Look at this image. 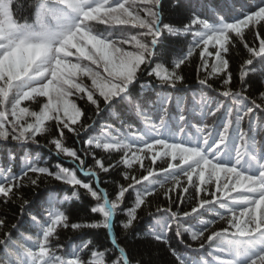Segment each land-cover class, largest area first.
I'll list each match as a JSON object with an SVG mask.
<instances>
[{"label": "snow or ice", "instance_id": "obj_1", "mask_svg": "<svg viewBox=\"0 0 264 264\" xmlns=\"http://www.w3.org/2000/svg\"><path fill=\"white\" fill-rule=\"evenodd\" d=\"M160 253L264 264V0H0V264Z\"/></svg>", "mask_w": 264, "mask_h": 264}, {"label": "trees", "instance_id": "obj_2", "mask_svg": "<svg viewBox=\"0 0 264 264\" xmlns=\"http://www.w3.org/2000/svg\"><path fill=\"white\" fill-rule=\"evenodd\" d=\"M183 48V45L175 40V38H171V42L168 44L167 51H166V57H165V66H168L171 63V60L178 57L182 54L181 49ZM184 75L186 77V84L188 86H192L195 81V72L193 68L188 67L184 71ZM154 98V97H153ZM101 123H105V119L102 116L100 118ZM41 143H44V140L41 139ZM69 145H72V141H68ZM76 147H79L76 145ZM31 153L33 156L39 155L42 160L43 158L48 157V149L46 148H38L37 146L33 145L31 149ZM21 155L24 153L21 152ZM57 162V158L55 156H52L50 159H48V166L54 165ZM43 166V163H42ZM66 167H70L71 165L68 162H65ZM54 170V169H53ZM162 178V177H161ZM68 186L59 185L57 183H41L39 188L35 190L31 189H25V194L30 197L33 200H39L43 197L47 196L49 192H58L59 196L63 198L65 195H70V192H68L67 189ZM60 188H64L65 191H59ZM162 200V198H161ZM131 203V201H129ZM157 201H153V205H155ZM86 201L82 200L77 201H71L64 205L65 208L70 210L71 218L73 221L79 220V219H87V210L85 207ZM141 216L143 217L142 223L147 222L148 217L141 213ZM117 228H119V221L117 220ZM88 232V235L85 236V239H102L101 230H86ZM81 235V233H73L70 230H61L60 231V242L62 244H69L76 242L77 236ZM139 251H143V249H139ZM160 257V264H167V257L163 255V253L159 254Z\"/></svg>", "mask_w": 264, "mask_h": 264}]
</instances>
